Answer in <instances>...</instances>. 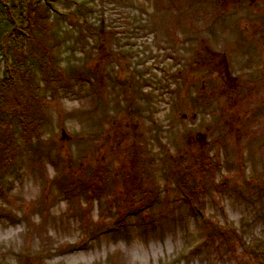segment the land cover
Here are the masks:
<instances>
[{
	"label": "rangeland",
	"instance_id": "rangeland-1",
	"mask_svg": "<svg viewBox=\"0 0 264 264\" xmlns=\"http://www.w3.org/2000/svg\"><path fill=\"white\" fill-rule=\"evenodd\" d=\"M69 1L0 53V77L33 59L13 95L43 109L0 264H264V0Z\"/></svg>",
	"mask_w": 264,
	"mask_h": 264
},
{
	"label": "trees",
	"instance_id": "trees-1",
	"mask_svg": "<svg viewBox=\"0 0 264 264\" xmlns=\"http://www.w3.org/2000/svg\"><path fill=\"white\" fill-rule=\"evenodd\" d=\"M63 1L66 3L69 0ZM58 2L60 0H0V53L6 56L11 49L25 50L20 49L23 44L26 47L29 44L30 48L28 47V50L32 53L34 47L38 44L31 37V30L34 28V30H39L41 35L49 30L48 13L51 11L54 14V11H59ZM79 2L75 0L78 11L84 7V4ZM68 3L70 4L71 1ZM67 13H69L68 10ZM21 35H24V37ZM39 53L41 54L38 59L44 75L43 77L46 79V75L48 74L46 69L51 66L50 59L45 51L42 50ZM20 60H22L21 63L23 65H27L28 61V66L24 69L26 71L22 69L20 71L23 73L22 78H19L22 74H16L13 68L9 69L8 74L4 77H0V187L3 183V177L15 168L14 163L16 162V155L19 152V139L24 138V140L31 144L33 140L29 138V135L35 136V130H37L36 127L38 126L37 117L41 115L39 113H42L41 111L43 110L40 100H38L39 107L38 102L34 103L28 97V101L23 106L13 95L17 81H25L27 74H30L31 80L35 79L29 69V63L33 59L27 54V56H22ZM16 64H18L17 60L14 61V65ZM7 65L10 66L9 63ZM38 85H36L35 89ZM33 101H36V99H33ZM33 145L37 146L38 144L34 142ZM183 175L185 174H179L180 177ZM215 229L213 228V230ZM254 251L253 259L256 262L255 264H259V261L256 260L262 257L260 254L261 250L257 248Z\"/></svg>",
	"mask_w": 264,
	"mask_h": 264
}]
</instances>
